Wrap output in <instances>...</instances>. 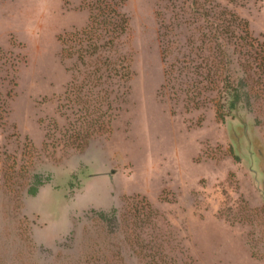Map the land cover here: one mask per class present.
I'll list each match as a JSON object with an SVG mask.
<instances>
[{"label": "rangeland", "instance_id": "obj_1", "mask_svg": "<svg viewBox=\"0 0 264 264\" xmlns=\"http://www.w3.org/2000/svg\"><path fill=\"white\" fill-rule=\"evenodd\" d=\"M0 264H264V0H0Z\"/></svg>", "mask_w": 264, "mask_h": 264}, {"label": "trees", "instance_id": "obj_2", "mask_svg": "<svg viewBox=\"0 0 264 264\" xmlns=\"http://www.w3.org/2000/svg\"><path fill=\"white\" fill-rule=\"evenodd\" d=\"M226 87H230V86L227 85ZM231 103H232V106H233V105L235 104V101H232ZM232 106H231V107H232Z\"/></svg>", "mask_w": 264, "mask_h": 264}]
</instances>
